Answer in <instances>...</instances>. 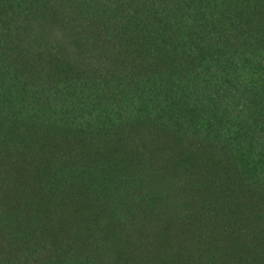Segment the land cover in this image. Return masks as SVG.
Masks as SVG:
<instances>
[{"label":"trees","instance_id":"obj_1","mask_svg":"<svg viewBox=\"0 0 264 264\" xmlns=\"http://www.w3.org/2000/svg\"><path fill=\"white\" fill-rule=\"evenodd\" d=\"M0 264H264V0H0Z\"/></svg>","mask_w":264,"mask_h":264}]
</instances>
